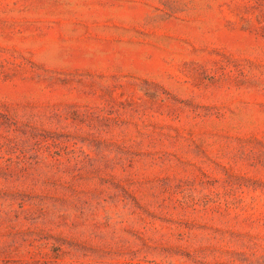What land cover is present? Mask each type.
<instances>
[{"label": "rangeland", "instance_id": "374dc122", "mask_svg": "<svg viewBox=\"0 0 264 264\" xmlns=\"http://www.w3.org/2000/svg\"><path fill=\"white\" fill-rule=\"evenodd\" d=\"M0 264H264V0H0Z\"/></svg>", "mask_w": 264, "mask_h": 264}]
</instances>
